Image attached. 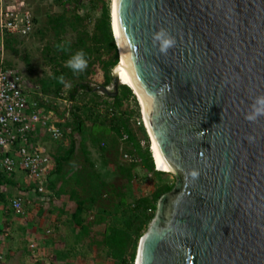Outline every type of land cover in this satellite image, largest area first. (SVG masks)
Returning <instances> with one entry per match:
<instances>
[{
  "label": "water",
  "instance_id": "95a60500",
  "mask_svg": "<svg viewBox=\"0 0 264 264\" xmlns=\"http://www.w3.org/2000/svg\"><path fill=\"white\" fill-rule=\"evenodd\" d=\"M114 25L157 166L175 178L134 264H264V0H115Z\"/></svg>",
  "mask_w": 264,
  "mask_h": 264
},
{
  "label": "rangeland",
  "instance_id": "374dc122",
  "mask_svg": "<svg viewBox=\"0 0 264 264\" xmlns=\"http://www.w3.org/2000/svg\"><path fill=\"white\" fill-rule=\"evenodd\" d=\"M13 1L17 4L22 2ZM111 4L112 0L108 3L110 12ZM24 7L34 17V31L28 38L17 39L11 45L0 44V55L6 68L22 77L30 94L41 95L40 99H44L45 107L54 112L55 122L63 130V138L58 142L51 141L47 136L40 137L39 140L44 150L48 151L53 165L52 171L56 168L55 159L69 150L73 114L80 117L84 132L82 135L72 133L75 152L68 162L62 163L60 173L50 178L55 183L51 194L37 195L31 182L18 173L21 180L18 185H21L22 189L9 187L6 197L11 199L15 196L21 199L24 215L31 214L40 217L39 219L43 218L41 223L39 219L36 218L37 222L34 219L33 225L38 227L32 228L33 231L39 232L37 235L43 236V243H40L43 244V264H116L107 257L106 249L100 243L105 226L115 224L118 216L109 217L105 212L113 211L122 198L131 203L140 197H150L160 185H174L175 178L166 173L158 179L142 169L139 159L134 154H129V151L133 152L131 147L124 140L115 138L110 131L103 101L95 108L92 103L95 98L79 95L73 103L68 104L64 97L74 83L78 82L77 74L82 72L74 74L67 71L68 75H63L61 92L58 96L54 93V73L63 67L68 69V60H61L62 52L58 50V46L75 43L80 33L78 28L72 25L76 16L84 22L80 27L91 34L93 27L88 24L86 15L90 16L91 21L97 19L100 15L99 6L95 7L91 0H78L77 4L66 0H27ZM59 18L63 20L60 27H56L54 21ZM78 51L79 49L76 52ZM95 57L86 55L88 65L94 62L92 70L90 69L92 73L88 77L85 76V83L99 89V94L102 95L103 76L94 60ZM86 70H89L88 67ZM106 89L111 92L112 87ZM105 100L110 103V100ZM66 111H69L68 115ZM122 111H134L133 104L125 103ZM139 113L141 115L140 108ZM67 124L70 126L66 127ZM130 126L140 144L145 145L147 138L151 147L143 123L138 125L136 118H132ZM83 149L87 155L83 154ZM120 168H129L132 178L128 179L120 174ZM72 191H75L77 200H84L86 203L81 215L84 234L71 222L76 202V199L71 198ZM24 192L28 194L21 195ZM36 197L41 199H35ZM20 223L24 229L23 221Z\"/></svg>",
  "mask_w": 264,
  "mask_h": 264
},
{
  "label": "trees",
  "instance_id": "16d2710c",
  "mask_svg": "<svg viewBox=\"0 0 264 264\" xmlns=\"http://www.w3.org/2000/svg\"><path fill=\"white\" fill-rule=\"evenodd\" d=\"M66 1L71 4L78 3V0ZM109 2L110 0H91V3L94 4L95 7L99 6L100 8V15L97 19L91 21L90 16L86 15V19L89 22L88 24H92V33L90 34L80 27L84 22L82 23V18L76 16L74 21H72V25L74 24L80 33L75 43H66L64 46H58V50L62 52L61 60L63 61L69 60L76 53L77 49H79V51L82 50L91 58L92 56H96V59L94 60L97 62L103 76L102 88L111 86V73L119 61L118 51L111 31ZM62 20L63 18L55 19V21L53 20L56 24L55 26L60 27ZM16 41V39L7 38L4 40V44L7 46ZM93 62L89 63V70L77 74L78 82L74 83L72 88L67 91L66 96L64 97L65 100L73 103L79 95L92 96L95 98V101L92 100L95 108L99 106L100 101H103V104L106 107V119H108L109 129L114 134L115 138L124 140L131 147L133 152L129 151V154H134V156L139 159L140 165L146 173L152 174L160 179L161 176L166 173L155 171L148 139H145V145L142 146L131 130L130 120L132 118L140 119L138 103L135 96L130 89L124 85H119L117 94L114 96L112 95V90L109 92L111 95L106 93L100 95L99 89H94L90 87L89 83H85V76L88 77L89 74L92 73L90 69L92 70L93 68ZM67 71L73 73L66 67H63L60 71L54 73L55 79L52 84L54 86V93L57 96L61 92L62 87L58 78L61 75H68ZM104 99L110 100V103H107ZM125 103H132L134 111H122ZM72 118V133L82 135L84 132L83 122L77 114H73ZM67 126L70 125L67 124L66 127ZM72 133H69L71 140L69 150L66 151L62 157L55 159L56 168L49 174V188H51V190L54 189L55 183L54 181H50V176L53 177L54 175L59 174L62 163L68 162L75 152V143L71 139ZM82 152L84 155H87L86 150L83 149ZM132 166L134 167L135 165ZM119 172L128 179L132 178L131 170L129 168H120ZM174 185H160L153 191L150 197H140L134 199L131 203H127L126 200L122 198L113 211L105 212L109 217L114 215L118 216L115 224H107L105 226L103 240L100 243L106 249V255L109 259L116 264H133L138 241L144 235L149 223L153 219L160 197L171 192ZM71 198L76 199L75 191L71 192ZM0 203L5 206L8 205L7 200L2 194H0ZM85 204L84 200L76 199L75 208L71 215L72 224L82 230L81 234H84L85 232V229L83 228V220L81 219Z\"/></svg>",
  "mask_w": 264,
  "mask_h": 264
},
{
  "label": "built area",
  "instance_id": "2783aa9c",
  "mask_svg": "<svg viewBox=\"0 0 264 264\" xmlns=\"http://www.w3.org/2000/svg\"><path fill=\"white\" fill-rule=\"evenodd\" d=\"M26 2L0 0L2 46L7 38L26 39L33 33L35 24L32 14L24 7ZM40 98V94H30L22 77L6 68L0 55V181L5 183L20 171L36 192L43 195L48 194L47 177L53 165L48 155L31 145L30 138L41 130L51 141L58 142L63 138V130L55 122L54 112L47 109L44 99ZM136 120L138 125L142 124L141 115ZM9 207L15 215H22L21 199L11 200Z\"/></svg>",
  "mask_w": 264,
  "mask_h": 264
},
{
  "label": "crops",
  "instance_id": "0c3cea01",
  "mask_svg": "<svg viewBox=\"0 0 264 264\" xmlns=\"http://www.w3.org/2000/svg\"><path fill=\"white\" fill-rule=\"evenodd\" d=\"M44 136H47L44 131L42 132L41 130H37L32 134L30 143L32 146L40 148L46 155L49 156V154L47 153L48 151L46 152L43 146H41V144L39 143L40 137L42 138ZM18 173L21 172L17 171L14 175L8 178L5 183L0 184V194L4 195L5 199L8 202L7 206L0 203V264H43V244H40L41 242L43 243V236L39 234L37 235V233L39 232L32 230L33 227H38V225H33V220L36 218L39 219L40 217L38 218L34 215L32 216L31 214L24 215V212L20 216L15 215L10 210L9 203L11 200L18 197L14 196L11 199H7L6 197L8 195L7 188L11 187V189H22L21 185H18V183L21 182ZM23 177L25 176L23 175ZM32 186L34 187L33 184ZM47 186L48 194L37 195L47 196L53 192V190L49 188V175L47 177ZM27 194L28 193L24 192L21 195ZM35 199L41 198L36 197ZM23 206L24 204L22 203V207ZM40 220L43 221V218L39 219V222ZM21 221H23L24 229L20 223ZM37 239H42V241H37ZM33 244L36 247L31 249L30 246H34Z\"/></svg>",
  "mask_w": 264,
  "mask_h": 264
},
{
  "label": "bare ground",
  "instance_id": "6f19581e",
  "mask_svg": "<svg viewBox=\"0 0 264 264\" xmlns=\"http://www.w3.org/2000/svg\"><path fill=\"white\" fill-rule=\"evenodd\" d=\"M114 7H115V0H112V4H111V23H112V27H113V33L115 36V42L117 43V47L119 50V57H120V63L117 65V67L115 68V72L117 73L118 77H119V82L121 84H123L124 86H127L128 88H130L132 90V92L135 95V98L138 101V105L141 111V116H142V123H143V127L148 135V137H150L151 139V152L154 156V162H155V167L156 169L160 172L161 170H159L158 166H157V162L155 159V155H154V150H153V144H152V138H151V132H150V127H149V122H148V117H147V111L145 108V105L138 93V90L134 84V82L131 80L129 73L127 72L125 65H124V61H123V57H122V53L119 47V43L117 40V36H116V31H115V25H114ZM142 241V239L140 240V242ZM140 242H139V246H140ZM139 246H138V251H139ZM138 257V256H137ZM137 263V262H136Z\"/></svg>",
  "mask_w": 264,
  "mask_h": 264
},
{
  "label": "clouds",
  "instance_id": "9594fccd",
  "mask_svg": "<svg viewBox=\"0 0 264 264\" xmlns=\"http://www.w3.org/2000/svg\"><path fill=\"white\" fill-rule=\"evenodd\" d=\"M166 36V33L162 30L159 34H157L154 39L159 41L162 37ZM175 45V40L171 37L164 39L163 45L161 47V51L166 52L168 48ZM74 74L84 72L88 67V60L86 58V54L81 50L76 52L68 61L66 65ZM59 83H64V77L61 75L58 78ZM258 104L264 105V98H261L257 101ZM262 110H257L255 115H249L246 118L249 121H254L257 115H260ZM251 139V138H249ZM195 175V174H194Z\"/></svg>",
  "mask_w": 264,
  "mask_h": 264
}]
</instances>
